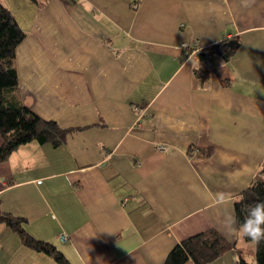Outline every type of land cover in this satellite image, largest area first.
I'll list each match as a JSON object with an SVG mask.
<instances>
[{
	"label": "crops",
	"instance_id": "0c3cea01",
	"mask_svg": "<svg viewBox=\"0 0 264 264\" xmlns=\"http://www.w3.org/2000/svg\"><path fill=\"white\" fill-rule=\"evenodd\" d=\"M0 3L24 33L22 104L67 131L0 163V212L66 264H163L208 230L245 249L229 221L264 159V0ZM232 40L226 57L213 48ZM194 41L198 58L181 48ZM0 264L58 263L0 224Z\"/></svg>",
	"mask_w": 264,
	"mask_h": 264
},
{
	"label": "trees",
	"instance_id": "16d2710c",
	"mask_svg": "<svg viewBox=\"0 0 264 264\" xmlns=\"http://www.w3.org/2000/svg\"><path fill=\"white\" fill-rule=\"evenodd\" d=\"M23 38L24 33L10 12L0 3V163L18 146L28 142L59 145L67 132L60 130L54 122L38 118L21 102L17 88L15 50ZM213 48L223 57L230 53L227 46L221 43ZM194 75L203 80L207 72L200 69L194 71ZM257 203H264V159L251 186L241 192L232 203L233 218L238 230L249 209ZM23 223L24 220L20 218L0 212V224L16 234L23 246L51 257L58 264H66L50 244L32 239L23 230ZM242 238L246 247L240 250L227 244L214 231L201 232L175 244L166 254L163 264H184L186 261L192 264H210L230 250H235V264H264V240L254 244L247 237Z\"/></svg>",
	"mask_w": 264,
	"mask_h": 264
},
{
	"label": "clouds",
	"instance_id": "9594fccd",
	"mask_svg": "<svg viewBox=\"0 0 264 264\" xmlns=\"http://www.w3.org/2000/svg\"><path fill=\"white\" fill-rule=\"evenodd\" d=\"M229 199L230 197L222 196L220 202L224 203ZM235 223V218H230L229 226ZM239 234L254 244L264 240V203H257L249 209L243 223L239 225Z\"/></svg>",
	"mask_w": 264,
	"mask_h": 264
},
{
	"label": "built area",
	"instance_id": "2783aa9c",
	"mask_svg": "<svg viewBox=\"0 0 264 264\" xmlns=\"http://www.w3.org/2000/svg\"><path fill=\"white\" fill-rule=\"evenodd\" d=\"M182 50L187 53L188 56H193L198 58L199 53L204 49L202 46L199 45L198 41L190 42L189 44H183L181 46ZM199 65L203 70L209 69V62L207 57L199 58ZM133 112H135L138 116L142 114V111H140L137 108L132 109ZM158 149H162V147H158ZM58 238L61 242H64L66 240L65 234H59Z\"/></svg>",
	"mask_w": 264,
	"mask_h": 264
},
{
	"label": "water",
	"instance_id": "95a60500",
	"mask_svg": "<svg viewBox=\"0 0 264 264\" xmlns=\"http://www.w3.org/2000/svg\"><path fill=\"white\" fill-rule=\"evenodd\" d=\"M226 46L230 50V49H232V48H234L236 46V41H233V40L232 41H228L226 43Z\"/></svg>",
	"mask_w": 264,
	"mask_h": 264
},
{
	"label": "rangeland",
	"instance_id": "374dc122",
	"mask_svg": "<svg viewBox=\"0 0 264 264\" xmlns=\"http://www.w3.org/2000/svg\"><path fill=\"white\" fill-rule=\"evenodd\" d=\"M15 13V12H14ZM23 21H25V17L23 18Z\"/></svg>",
	"mask_w": 264,
	"mask_h": 264
}]
</instances>
